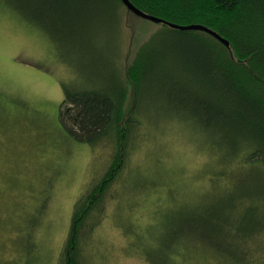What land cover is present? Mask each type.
<instances>
[{
    "label": "trees",
    "instance_id": "obj_1",
    "mask_svg": "<svg viewBox=\"0 0 264 264\" xmlns=\"http://www.w3.org/2000/svg\"><path fill=\"white\" fill-rule=\"evenodd\" d=\"M130 1L167 22L207 26L229 45L201 29L156 22L134 57L121 61L123 0H0L42 29L57 59L74 70L62 82L58 117L65 133L111 152L108 169L94 173L74 203L60 264H83L84 244L109 216L110 204L122 217L133 215V198L147 183L131 175L118 179L125 156L145 143L136 141L135 129L151 122L149 112L192 126L214 164L206 170L209 186L192 193L190 206L181 201L187 206L177 208L170 180L151 178L153 192L170 197L156 203L153 193L155 221L137 225L133 243L146 261L178 264L177 255L199 246L221 264H264V0ZM110 215L131 230L113 210ZM41 219V211L29 217L27 243L29 227ZM34 247L32 253L43 255Z\"/></svg>",
    "mask_w": 264,
    "mask_h": 264
},
{
    "label": "rangeland",
    "instance_id": "obj_2",
    "mask_svg": "<svg viewBox=\"0 0 264 264\" xmlns=\"http://www.w3.org/2000/svg\"><path fill=\"white\" fill-rule=\"evenodd\" d=\"M125 10L120 60L125 57L130 61L160 25ZM73 72L57 59L56 49L42 29L5 2L0 3V264H60L74 203L83 185L94 173L101 176L111 163L110 149L104 143L92 149L89 143L70 138L60 125L62 82ZM149 113L151 122L141 120L135 129L136 141L145 143L125 156L126 167L118 179L120 182L131 175L146 182L147 190L135 194L132 216L128 212L122 217L123 212L121 215V210L117 212L110 204L109 216L84 244L83 264H149L133 240H138L136 229L155 221L151 218L154 198L149 197L156 190V181L149 186L151 178L158 184L171 181L172 194L179 200L177 208L190 206L187 199L192 193L209 186L206 170L214 163L201 148L192 126L172 117L161 119V113ZM116 190L115 184L110 195ZM154 195L156 203L170 197L166 191ZM141 202L142 207L137 205ZM112 210L120 223H130L131 230L112 219ZM39 211L43 219L29 227L27 243L23 234L30 226L29 217ZM141 237L139 242H150ZM34 245L41 246L43 255L31 252ZM218 258L199 246L177 255L180 264H221Z\"/></svg>",
    "mask_w": 264,
    "mask_h": 264
},
{
    "label": "water",
    "instance_id": "obj_3",
    "mask_svg": "<svg viewBox=\"0 0 264 264\" xmlns=\"http://www.w3.org/2000/svg\"><path fill=\"white\" fill-rule=\"evenodd\" d=\"M123 2L128 7V9L130 11L134 12L135 14H137L139 16H142L144 18L153 20L155 22H166L169 25H171L172 27H178V28H181V29H201V30L207 31L210 34L214 35L216 38H218L220 41H222L226 45H229V41L227 39H225L224 37H222L216 31L208 28L207 26H204V25H201V24L179 25V24H176V23L167 22V21H164L160 17H157V16H155L153 14H150V13H148V12L140 9L139 7H137L136 5H134L130 0H123Z\"/></svg>",
    "mask_w": 264,
    "mask_h": 264
}]
</instances>
